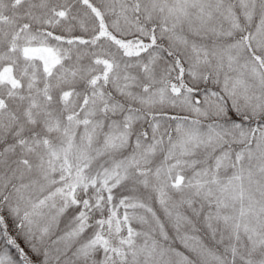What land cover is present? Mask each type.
<instances>
[{"label":"snow or ice","instance_id":"1","mask_svg":"<svg viewBox=\"0 0 264 264\" xmlns=\"http://www.w3.org/2000/svg\"><path fill=\"white\" fill-rule=\"evenodd\" d=\"M0 264H264V0H0Z\"/></svg>","mask_w":264,"mask_h":264},{"label":"trees","instance_id":"2","mask_svg":"<svg viewBox=\"0 0 264 264\" xmlns=\"http://www.w3.org/2000/svg\"><path fill=\"white\" fill-rule=\"evenodd\" d=\"M14 234V233H13ZM20 244H21V246L23 247L24 245H23V241L22 240H20V241H18ZM176 248L178 249H182L183 248V246L179 243V241H177V243H176ZM178 249V250H179Z\"/></svg>","mask_w":264,"mask_h":264},{"label":"rangeland","instance_id":"3","mask_svg":"<svg viewBox=\"0 0 264 264\" xmlns=\"http://www.w3.org/2000/svg\"><path fill=\"white\" fill-rule=\"evenodd\" d=\"M179 249V248H178ZM179 251H184V248H182V249H179Z\"/></svg>","mask_w":264,"mask_h":264}]
</instances>
